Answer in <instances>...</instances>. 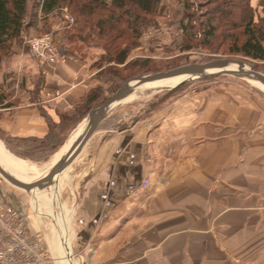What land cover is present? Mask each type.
I'll list each match as a JSON object with an SVG mask.
<instances>
[{"label":"crops","instance_id":"0c3cea01","mask_svg":"<svg viewBox=\"0 0 264 264\" xmlns=\"http://www.w3.org/2000/svg\"><path fill=\"white\" fill-rule=\"evenodd\" d=\"M36 66L41 73L32 76L44 80L38 99L32 85L0 97L6 168L5 153L13 161L20 141L52 132L56 157L82 123L69 116L98 85L91 65L66 52ZM195 108L185 96L153 117L152 130L143 117L106 115L57 185L64 184L60 222L74 264H264V133L254 130L264 112L253 106L244 122L240 108L227 125L225 105L202 100ZM30 223L58 264L50 233Z\"/></svg>","mask_w":264,"mask_h":264},{"label":"rangeland","instance_id":"374dc122","mask_svg":"<svg viewBox=\"0 0 264 264\" xmlns=\"http://www.w3.org/2000/svg\"><path fill=\"white\" fill-rule=\"evenodd\" d=\"M182 1L175 0L168 4L162 0V3L165 5H160V15L156 19L150 18L148 20L142 29L143 35L140 38L139 46L131 50L128 60L124 65L101 63L100 60L105 55V51L103 48L96 46V44H83L77 38L72 39L70 43L75 17L69 10L62 8L52 14L45 15L40 11L38 1L30 3L26 19L27 23H31L30 28L25 32L24 39L15 42L11 52L6 53L7 56L4 58L2 75L4 76L3 88L6 97L13 95L17 90H23V87H31L32 74L36 75L37 73L38 75L40 73L38 66H36L37 60L29 48V41L37 37H50L53 40L58 53V59L63 55V52H66L71 57L88 62L91 65L94 79L98 83L91 92L98 91L99 93L98 101L91 105L93 109L102 106L108 99L113 97L123 84H121L118 78L109 75L110 68L117 70L122 77H125V81L129 78L126 83L134 78L167 72L171 69L194 63H207L213 60L243 62L251 68L264 73V62L253 61L241 55L230 53L226 43L221 44V39L213 40V44L210 46H205L199 42V37H196L197 39H193L191 42L189 41V45L185 43L187 39L189 40V36L185 37L187 35L180 27V21L184 19ZM190 1L198 5V7L191 8L186 12L190 16L189 33L196 34L202 31V24L205 25L209 14L215 11L218 3H211L209 0ZM217 1L220 2L221 0ZM261 1L263 0H260L257 5H255V1L254 5H252L256 10L257 20L259 16L263 15ZM98 17H100L99 13ZM128 68L129 70L125 71ZM114 73L117 74L115 71ZM6 76L9 79H6ZM34 79L36 80L37 78L34 77ZM0 95H2V92ZM185 96L193 99L194 108L195 106H201L202 100L209 101L211 107H214V105H225V120L227 121V125L231 124L232 120H234L232 112L240 108L243 111L240 115L244 122H248V111L253 109V106L258 107L260 111L264 112L263 91L252 85L242 76L236 77L229 74H220L201 79L192 78L187 81H169L161 85L142 86L133 96L114 107L111 113L123 114L129 118L128 120L143 117L147 122L148 128L152 130L155 128L154 121L152 120L153 117L160 112L164 114L168 111L169 105L179 103ZM195 109L199 111L198 108ZM213 111L211 108V115H213ZM82 124L77 127L76 131L82 128ZM254 130L264 133V122H257ZM247 142L243 144V151L246 152L249 145ZM3 147L6 149L5 146ZM13 149V152H9L6 149L13 157L12 167L22 177L32 178L31 182L39 179L45 173L44 171L38 174L39 176L37 175V177L33 173V167H43L57 154L54 150L47 149L38 142H22L19 149ZM62 150L63 148L58 152V158ZM63 176L53 185L34 192L19 190L11 186L0 176V190L4 194L7 204L26 217L31 231L30 224L32 225V223L30 222H33V225L37 226L36 230L38 228L41 230L45 229L50 233L49 235L52 237V240H50L52 241L51 243H54V250L60 254L58 256V264H62L64 258L71 260L70 264H74L72 262L74 259L71 251L70 258H67L65 240L67 236L64 233L65 228L62 227L60 222V219L66 216V211L62 204L64 184L61 182V185H59L61 186V190L57 186ZM146 181L148 182V180ZM33 233L38 232L34 231ZM68 242L71 248L70 240ZM51 257L54 259L52 255ZM229 263L231 264L232 262L229 261Z\"/></svg>","mask_w":264,"mask_h":264},{"label":"trees","instance_id":"16d2710c","mask_svg":"<svg viewBox=\"0 0 264 264\" xmlns=\"http://www.w3.org/2000/svg\"><path fill=\"white\" fill-rule=\"evenodd\" d=\"M35 1H38L39 9L45 15L52 14L62 8L69 10L75 17L73 34H71L69 42L71 43L72 39L77 38L83 44H96L105 51V55L101 57V63L112 65H124L127 62L131 50L139 46L140 38L143 35L142 29L148 20L156 19L160 15V5H165L162 0H0L1 100L7 99L3 88L4 76L2 75L4 58L7 56L6 53L11 52L15 42L24 39L25 32L30 28L31 23H27L26 20L28 8L29 4ZM209 1L218 3L217 7L209 14L205 25L202 24V31L196 34L189 33L190 16L186 12L198 5L190 0L182 1L184 19L180 21V27L187 35L185 37L189 36V40L187 39L185 43L189 45L193 39L199 37V42L210 46L213 44V40L221 39V44L226 43L230 53L253 61L264 62V0L260 3L263 15L259 16L258 20L252 0ZM98 13L100 17H98ZM127 70L129 68L125 69V71ZM109 71V75L118 78L121 84L123 83L122 86L129 79L127 78L125 81V77H122L113 68H110ZM5 78L7 79L8 76ZM36 78L37 83L34 77L31 83L35 91L32 95L33 99L44 86L43 78L40 75ZM24 89L26 90L28 87H23ZM38 96L39 94L35 99H38ZM98 99V91L91 92L86 98V106L77 108L75 110L77 113L69 118L78 125L93 109L91 105ZM58 139L59 135L52 132L45 140H23L20 141V144L22 142H38L47 149H53Z\"/></svg>","mask_w":264,"mask_h":264},{"label":"water","instance_id":"95a60500","mask_svg":"<svg viewBox=\"0 0 264 264\" xmlns=\"http://www.w3.org/2000/svg\"><path fill=\"white\" fill-rule=\"evenodd\" d=\"M236 62L230 60H213L207 63H194L186 66H182L179 68H175L173 70L167 72H160L157 74L147 75L143 77H138L131 79L126 84H124L113 97L108 99L102 106L95 108L90 111L86 119L82 123H87V127L83 134L76 140L73 147L69 152L63 155L60 160L54 164L50 168V170L41 178L35 180L31 183H25L20 180H17L13 176H11L8 172H6L0 166V176L7 181L11 186L25 191V192H34L38 190H43L48 183L53 185L54 175L64 169L67 170L71 167L79 155L82 153L85 146L88 144L89 140L94 135L95 131L104 120L106 115L117 105H119L123 100L128 98L131 94H133L138 88L146 85L148 83H153L157 81L189 76L196 79H201L204 77L212 76V75H220V74H233L228 72H222L220 74H208L209 71L214 70H224L230 65L235 64ZM239 66V74L241 76H251L258 80L264 86V73L257 71L253 68V71H245V63L237 62ZM136 81L134 86L131 85L132 82Z\"/></svg>","mask_w":264,"mask_h":264},{"label":"built area","instance_id":"2783aa9c","mask_svg":"<svg viewBox=\"0 0 264 264\" xmlns=\"http://www.w3.org/2000/svg\"><path fill=\"white\" fill-rule=\"evenodd\" d=\"M29 48L41 64L57 63L58 53L50 37L31 39ZM147 185L145 181L143 188ZM0 264H57L43 242L42 234L30 230L26 217L7 204L1 190Z\"/></svg>","mask_w":264,"mask_h":264},{"label":"bare ground","instance_id":"6f19581e","mask_svg":"<svg viewBox=\"0 0 264 264\" xmlns=\"http://www.w3.org/2000/svg\"><path fill=\"white\" fill-rule=\"evenodd\" d=\"M245 71H253V68H251L249 65H245V68H244ZM222 72H228V73H233V74H229V75H233V76H241V75H238L239 74V66L238 64H233V65H230L229 67H227L226 69L224 70H214V71H209L208 74H220ZM243 78H245L247 81H249L252 85L256 86L258 89H260L261 91L264 92V86L258 81L256 80L254 77H251V76H242ZM193 77H189V76H182V77H177V78H172V79H167V80H162V81H157V82H153V83H148L146 85H143V86H154L155 84H164V82H179V81H187V80H190L192 79ZM136 84V81L132 82L131 85L134 86ZM177 84V83H176ZM140 88H138L133 94H131L128 98H126L125 100H123L121 103L125 102L127 99H129L131 96H133ZM120 103V104H121ZM87 127V123H83L82 124V128L79 129V131L76 133V135L73 137L72 141H70L64 148L63 150L61 151L60 155H59V158L58 156L52 158L50 161H48L43 167L41 168H38V167H33V173L35 176H37L38 174L42 173L45 171V173L42 175L44 176L52 166H54V164H56L60 158L65 155L67 152H69L71 150V148L73 147L74 143L76 142V140L83 134V132L85 131ZM2 146V145H1ZM3 147V146H2ZM4 148V147H3ZM2 149V148H1ZM7 152V151H6ZM10 154V153H9ZM4 157L6 158V164H7V168L1 163L0 161V166L6 171L8 172L11 176H15L14 178H16L17 180H20L22 182H25V183H31V181L33 180L32 178H24L22 177L20 174L17 173L16 169H14L12 167V160L9 159V157L6 155H4ZM8 158V159H7ZM18 163V162H17ZM15 164V163H14ZM17 167V166H15ZM19 167V166H18ZM49 167V168H48ZM48 169V170H47ZM66 170L62 169L60 171H58L54 177H53V181L56 182L58 181L61 176H63L64 172ZM28 172V171H27ZM39 176V175H38ZM37 176V177H38ZM42 176H40L39 178H41ZM32 179V180H31ZM31 180V181H30ZM51 183H48L46 187H49ZM44 188V189H45ZM62 227H64L63 224H61ZM65 228V227H64ZM63 229V228H62ZM65 235H66V232H64ZM63 233V234H64ZM62 236V235H61ZM65 240H66V253H67V250H68V244H67V237H65ZM64 255V254H63ZM65 257V256H64ZM68 263V262H67ZM66 261H63L62 264H67Z\"/></svg>","mask_w":264,"mask_h":264}]
</instances>
